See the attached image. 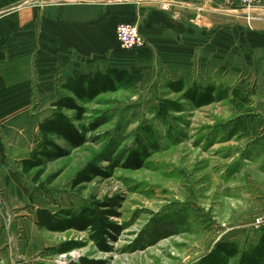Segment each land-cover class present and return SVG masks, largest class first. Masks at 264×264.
<instances>
[{
  "label": "rangeland",
  "instance_id": "1",
  "mask_svg": "<svg viewBox=\"0 0 264 264\" xmlns=\"http://www.w3.org/2000/svg\"><path fill=\"white\" fill-rule=\"evenodd\" d=\"M168 81L161 76L140 82L136 89L105 92L85 101L72 95L84 114L63 112L83 143L53 138L59 157L30 173L22 170L21 160L37 147V124L51 114L52 101L64 92L62 84H56L54 100L44 96L8 119L5 155L28 190L32 209L76 212L93 199H114L119 215L112 218L119 229L106 236L105 250L89 239L88 230L58 232L33 226L42 247L24 254L16 230L18 264H71L81 257L92 264H196L222 239L237 240L243 248L257 239L261 229L252 228L250 219L264 205L253 198L259 193L253 182L264 192V172L255 164H241L244 149L257 136L242 133L237 125L247 112H240L229 98L200 107L181 100L184 111L158 117L160 99L182 95L172 93ZM250 117L246 125L259 124ZM133 151L139 153L140 164L129 166ZM87 168V178L74 185ZM15 216L10 209L0 227L15 224ZM63 241L77 247L62 254L48 250Z\"/></svg>",
  "mask_w": 264,
  "mask_h": 264
},
{
  "label": "crops",
  "instance_id": "2",
  "mask_svg": "<svg viewBox=\"0 0 264 264\" xmlns=\"http://www.w3.org/2000/svg\"><path fill=\"white\" fill-rule=\"evenodd\" d=\"M120 22L137 25L142 48L120 47ZM129 66L142 71V82L183 78L227 90L228 98L233 86H245L249 111L243 117L253 115L259 124L241 129L257 136L240 163L264 172V7L222 0H0V224L10 209L16 215L15 224L0 227V264H18L16 230L20 252L42 247L32 234L39 206L30 207L28 190L5 155L8 119L44 96L54 100L56 84L74 72ZM253 189L263 206V186L253 182Z\"/></svg>",
  "mask_w": 264,
  "mask_h": 264
},
{
  "label": "trees",
  "instance_id": "3",
  "mask_svg": "<svg viewBox=\"0 0 264 264\" xmlns=\"http://www.w3.org/2000/svg\"><path fill=\"white\" fill-rule=\"evenodd\" d=\"M142 77V71L134 66H129V68L114 67L105 71L96 70L86 74L81 72L71 74L61 83V89L64 92L51 103V114L37 124L39 130L38 145L31 150L29 158L21 160L22 170L30 173L32 169L41 168L46 160L59 157L61 151L58 150L53 138H61L72 144L83 143L82 135L78 134L76 127L71 124L63 112L65 109H74L77 112V117L84 114L83 108L75 103L72 95L85 101L105 92L136 89L137 85L142 82ZM167 86L172 93H181L182 95L180 99L159 100L156 115L161 118H167L173 112L184 111L181 100H190L194 105L200 107L216 100L228 99L227 90H214L210 86L200 88L197 84L186 87L183 78L168 81ZM230 90V104H233L240 112L249 111L247 106L249 92L246 91L245 86L235 85ZM246 120L247 118L244 117L237 120L240 130L245 127ZM149 133V130L146 131V134ZM139 164V153L133 151L128 160V165ZM88 168L87 171L78 173L73 182L74 185H78L87 178ZM116 206L117 201L114 199L104 201L93 199L89 205L81 207L76 212L70 210L53 212L49 208L38 207L35 210V223L38 228L58 232L68 229L88 230L89 239L94 241L99 248L105 250L108 248L106 236L111 237L112 232L119 229V226L112 221V218L119 216L115 209ZM76 247L75 242L63 241V243L56 247H50L48 250L62 254ZM208 251L196 264H230L232 260L233 264H264V229H261L257 239L245 248L241 247L237 240L222 239ZM71 264H92V262L81 257L78 262Z\"/></svg>",
  "mask_w": 264,
  "mask_h": 264
},
{
  "label": "built area",
  "instance_id": "4",
  "mask_svg": "<svg viewBox=\"0 0 264 264\" xmlns=\"http://www.w3.org/2000/svg\"><path fill=\"white\" fill-rule=\"evenodd\" d=\"M225 5L238 4L249 8L264 7V0H222ZM116 39L120 46L125 49H139L145 45V39L139 32L136 24L131 22L117 23L115 28ZM250 226L254 229H264V210L255 214L250 219Z\"/></svg>",
  "mask_w": 264,
  "mask_h": 264
}]
</instances>
